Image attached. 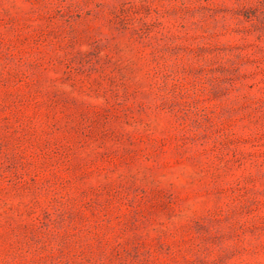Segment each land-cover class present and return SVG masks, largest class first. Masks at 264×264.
Instances as JSON below:
<instances>
[{"label": "rangeland", "instance_id": "rangeland-1", "mask_svg": "<svg viewBox=\"0 0 264 264\" xmlns=\"http://www.w3.org/2000/svg\"><path fill=\"white\" fill-rule=\"evenodd\" d=\"M0 264H264V0H0Z\"/></svg>", "mask_w": 264, "mask_h": 264}]
</instances>
